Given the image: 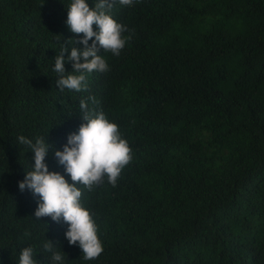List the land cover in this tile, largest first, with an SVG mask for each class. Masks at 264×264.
Returning <instances> with one entry per match:
<instances>
[{
	"label": "trees",
	"instance_id": "obj_1",
	"mask_svg": "<svg viewBox=\"0 0 264 264\" xmlns=\"http://www.w3.org/2000/svg\"><path fill=\"white\" fill-rule=\"evenodd\" d=\"M70 3L0 0V264L28 246L52 264L48 239L64 264H264V0H117L109 14L130 38L119 56L101 50L108 70L80 92L60 91L53 71L64 44L66 72L83 47ZM81 100L132 150L116 186L77 185L104 247L91 261L19 189L34 165L18 146L26 134L52 145L49 171L72 183L55 151L84 123Z\"/></svg>",
	"mask_w": 264,
	"mask_h": 264
},
{
	"label": "clouds",
	"instance_id": "obj_2",
	"mask_svg": "<svg viewBox=\"0 0 264 264\" xmlns=\"http://www.w3.org/2000/svg\"><path fill=\"white\" fill-rule=\"evenodd\" d=\"M116 2L98 0L92 7L88 0H71L67 6L66 25L71 32L83 34L78 41L75 40V44H82L83 47H72L67 57L68 61L73 62L72 72H66L65 69L67 45L64 44L54 58L53 71L59 77L56 85L60 91L86 90L87 73L108 70L106 60L100 55L101 50L119 56L125 47L130 38L122 35L127 30L126 26L109 14ZM118 2L122 6H131L134 0ZM89 41H92L91 44ZM68 43L71 44V40ZM90 99L95 103L94 98ZM80 109L84 123L78 132L69 134L62 150L55 151L58 164L70 175L72 183L60 172L49 171L45 158L52 145L39 134H26L17 138L18 146L27 158L34 159V165L31 171H27L25 178L19 181V189L21 192L31 191L39 198L35 218L51 217L55 222L67 224L65 238L69 245H78L82 249L83 259L91 261L101 255L104 247L92 213L81 204L82 192L77 185H83L91 191L107 177L108 182L116 186L122 169L132 160V150L128 141L122 138L119 126L109 121L103 111L90 110L84 100L80 101ZM55 245L48 239L43 244L44 252L51 253L52 264H64L65 257L61 252L54 251ZM18 264H37L31 246L20 251Z\"/></svg>",
	"mask_w": 264,
	"mask_h": 264
},
{
	"label": "bare ground",
	"instance_id": "obj_3",
	"mask_svg": "<svg viewBox=\"0 0 264 264\" xmlns=\"http://www.w3.org/2000/svg\"><path fill=\"white\" fill-rule=\"evenodd\" d=\"M241 226V225H240Z\"/></svg>",
	"mask_w": 264,
	"mask_h": 264
}]
</instances>
